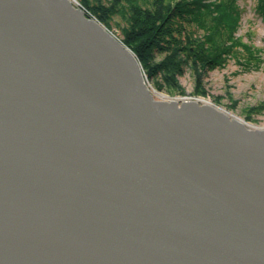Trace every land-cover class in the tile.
I'll return each instance as SVG.
<instances>
[{"label":"water","instance_id":"water-1","mask_svg":"<svg viewBox=\"0 0 264 264\" xmlns=\"http://www.w3.org/2000/svg\"><path fill=\"white\" fill-rule=\"evenodd\" d=\"M172 98L76 0H0V264H264V127Z\"/></svg>","mask_w":264,"mask_h":264},{"label":"trees","instance_id":"trees-1","mask_svg":"<svg viewBox=\"0 0 264 264\" xmlns=\"http://www.w3.org/2000/svg\"><path fill=\"white\" fill-rule=\"evenodd\" d=\"M81 1L108 27L112 26L110 20L117 12H122L121 16L125 18L118 6L127 2L131 9L128 26L123 29L124 43L153 71L167 73V79L172 84L176 83V68L182 67L185 62L193 64L198 73L206 64L214 67L219 63L222 51L231 54L240 44L244 46V50L250 51L249 54H255L250 46L242 44L240 38L234 35L243 14L239 0H151L147 6L139 0ZM255 11L264 17V0H258ZM178 16L187 25L176 24L179 21ZM208 17L213 22L211 25H208ZM192 23L199 28H205V35L198 36L192 31L189 32L187 26ZM156 51L167 53V57L151 66L150 62L153 61ZM214 55L217 56L213 58Z\"/></svg>","mask_w":264,"mask_h":264},{"label":"rangeland","instance_id":"rangeland-1","mask_svg":"<svg viewBox=\"0 0 264 264\" xmlns=\"http://www.w3.org/2000/svg\"><path fill=\"white\" fill-rule=\"evenodd\" d=\"M139 1H142L145 6L152 2L151 0ZM76 2L88 15L106 25L96 13L89 11L81 0ZM238 2L243 8V14L234 35L240 38L242 44L245 43L251 47L252 53H255L254 56L249 54L250 51L244 50V46L240 44L231 54L222 51L219 63L217 62L214 67L206 64V67L203 66V70H199L198 73L193 68V64L185 62L182 67L176 68L179 71H175L176 83L172 84L171 80L167 79V73L153 71L131 49L140 60L148 82L157 90L172 97L210 98L216 105L238 114L247 122L264 126V17L255 11L258 0H239ZM107 6L110 5L107 4ZM118 7L123 11L125 18L121 16L122 12H117L110 20L112 26H106L123 41V29L128 26L131 6L123 2ZM177 18L179 21L176 24L187 25L181 17ZM212 23L209 18L208 25ZM190 25L187 26L189 32L192 31L198 36L205 35V28H199L195 23ZM166 55L167 53L156 51L153 61L150 62L151 66L161 62L167 57ZM216 56L214 55L213 58ZM158 98L161 97L158 96Z\"/></svg>","mask_w":264,"mask_h":264},{"label":"bare ground","instance_id":"bare-ground-1","mask_svg":"<svg viewBox=\"0 0 264 264\" xmlns=\"http://www.w3.org/2000/svg\"><path fill=\"white\" fill-rule=\"evenodd\" d=\"M150 85H151V87H152V89L154 90V92L159 96V97H161V98H163V99H167V100H171V99H175V98H172V96H170V95H168L167 93H164V92H161V91H159V90H157L151 83H150ZM184 99V101L185 100H195V101H199V99L198 98H196V99H193V98H188V99H186V98H183ZM200 100H201V103L202 104H204V105H209L210 107H212V108H216V109H218V110H221V111H226V112H228V114L232 117V118H234L235 119V121L236 122H238V123H242V124H245V125H250V126H254V127H264V126H258V125H255V124H252V123H250V122H247L243 117H241V116H239L238 114H235L234 112H232V111H227L226 109H225V107H221V106H218V105H216L210 98H200Z\"/></svg>","mask_w":264,"mask_h":264}]
</instances>
